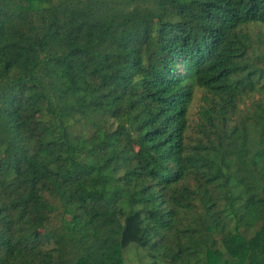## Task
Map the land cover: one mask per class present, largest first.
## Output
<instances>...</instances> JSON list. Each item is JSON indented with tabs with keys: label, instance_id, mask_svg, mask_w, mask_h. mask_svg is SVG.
<instances>
[{
	"label": "trees",
	"instance_id": "trees-1",
	"mask_svg": "<svg viewBox=\"0 0 264 264\" xmlns=\"http://www.w3.org/2000/svg\"><path fill=\"white\" fill-rule=\"evenodd\" d=\"M263 27L264 0H0V264H264Z\"/></svg>",
	"mask_w": 264,
	"mask_h": 264
},
{
	"label": "rangeland",
	"instance_id": "rangeland-1",
	"mask_svg": "<svg viewBox=\"0 0 264 264\" xmlns=\"http://www.w3.org/2000/svg\"><path fill=\"white\" fill-rule=\"evenodd\" d=\"M264 28V27H263ZM264 40V38H263ZM264 44V42L262 43ZM201 104L200 92H197L190 109V120L194 123L197 120V111ZM124 264H149V259L146 255V250L135 243H130L123 250Z\"/></svg>",
	"mask_w": 264,
	"mask_h": 264
}]
</instances>
